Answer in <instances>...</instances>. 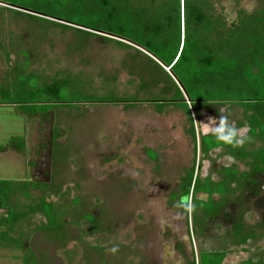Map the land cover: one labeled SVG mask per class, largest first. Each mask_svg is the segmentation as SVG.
<instances>
[{
  "label": "rangeland",
  "instance_id": "rangeland-1",
  "mask_svg": "<svg viewBox=\"0 0 264 264\" xmlns=\"http://www.w3.org/2000/svg\"><path fill=\"white\" fill-rule=\"evenodd\" d=\"M223 6L230 21L238 8L247 16L263 12L264 0H225ZM4 13L0 79L19 64L6 46L12 32L22 34L36 55L26 75L44 73L49 82L60 71L85 85L81 92L69 88L63 96L68 103L53 104L46 113H29L26 104H0V193L10 183L15 188L10 204H31L16 209L14 230L0 238V264H197L199 250L223 246V264L263 254L264 233L245 245H232L222 214L204 222L202 234L195 233L190 200L185 205L186 197L178 198L188 171L194 167L195 175L212 174L217 180L214 168L219 165L247 167L221 149L203 157L198 148L203 127L195 123L202 121L200 115L149 101L163 97L161 87L141 88L142 65L130 47L94 36L83 45L73 28L51 23L42 28L37 20ZM108 92L140 101H81L94 99L90 93ZM235 113L240 119L242 109ZM25 190L32 200L23 197ZM44 203L67 210L58 237L38 228L47 221ZM1 214L6 208H0ZM82 214L93 215L95 223ZM245 218L253 224L261 213L250 209ZM114 246L119 250L112 254Z\"/></svg>",
  "mask_w": 264,
  "mask_h": 264
},
{
  "label": "trees",
  "instance_id": "trees-1",
  "mask_svg": "<svg viewBox=\"0 0 264 264\" xmlns=\"http://www.w3.org/2000/svg\"><path fill=\"white\" fill-rule=\"evenodd\" d=\"M223 1L0 0V22L6 18L4 11H7L9 17L21 15L37 20L42 28L50 23L73 28L78 32L77 42L83 45L87 36H94L101 42L111 40L128 46L133 50V58L142 65L141 88L161 87L163 97L149 101L182 105L188 115L191 110L196 113L199 108H205L219 119L220 110L230 105V110L224 111L229 119L234 106H242V118H235V126L238 129L247 126L246 136L250 140L242 147L233 148L209 133L198 136V148L203 157L222 148L224 154L243 162L247 169L240 171L219 165L214 168L218 175L214 180L212 174L203 178L195 175L193 167L183 179L178 198L184 195L185 205L190 200L196 234L204 232V222L222 214L230 243L245 245L264 233V7L263 12L248 16L238 8L236 18L229 21ZM24 40L22 34L12 32L6 37V46L19 64L14 71H7L5 80L0 79V89H6L0 92V104H26L24 109L29 113H46L53 104L68 103L63 98L68 89L77 91L85 84L63 76L60 71L49 82L44 73L26 75L24 69L36 55L32 47L24 45ZM90 96L94 99L84 97L81 101L117 104L140 101L135 96L122 98L113 92L99 96L90 93ZM190 131H195L193 121ZM14 192L9 183L0 193V208H6V215L0 216V225L5 226L0 238L6 230H14L16 209L31 205L15 200L10 204ZM199 192L208 198L198 197ZM22 194L25 199H33L27 190ZM250 209L261 213V218L253 224L245 218ZM43 210L47 221L38 228L58 237L68 220L67 210L47 203L43 204ZM81 216L95 223L93 215ZM226 253L225 246L199 250L197 264H222ZM37 260L34 256V262ZM236 264H264V251L257 259L248 258Z\"/></svg>",
  "mask_w": 264,
  "mask_h": 264
},
{
  "label": "clouds",
  "instance_id": "clouds-1",
  "mask_svg": "<svg viewBox=\"0 0 264 264\" xmlns=\"http://www.w3.org/2000/svg\"><path fill=\"white\" fill-rule=\"evenodd\" d=\"M220 113L218 120L215 117H210L206 123L198 121L195 123L202 125L204 129L215 136L218 142L231 145L233 148L242 147L246 141L250 140V137L246 136V130L238 129L234 122H230L223 109L220 110ZM118 250V247L115 246L109 249L112 254L117 253Z\"/></svg>",
  "mask_w": 264,
  "mask_h": 264
},
{
  "label": "crops",
  "instance_id": "crops-1",
  "mask_svg": "<svg viewBox=\"0 0 264 264\" xmlns=\"http://www.w3.org/2000/svg\"><path fill=\"white\" fill-rule=\"evenodd\" d=\"M169 104H173V105H177V106H181L182 108H183V106L182 105H178V104H175V103H169ZM169 104H167L168 106H170ZM232 106H230V105H226V106H224L222 109L224 110V111H227V109L228 110H230V108H231ZM240 109H242L243 110V107L242 106H239V105H237V106H234V108H233V111L230 113V115H231V118H229V121L230 122H234L235 123V118L233 119V117H232V115L234 116V114L236 115V113L235 112H237V110H240ZM193 111V110H192ZM200 111H205V113L203 114V113H201L200 114ZM195 114V113H194ZM196 114L199 116V118L202 120L201 122L202 123H206V122H208V119L210 118V117H215L209 110H207V109H205V108H199L198 110H197V112H196ZM216 118V117H215ZM241 118H242V116H241ZM218 120V119H217ZM193 124H194V122H193ZM191 127V126H190ZM203 127V126H202ZM240 129H244V130H246V134H247V131H248V127L247 126H244V127H242V128H240ZM210 132L209 131H207L206 129H204V127H203V129H202V132H201V134L200 135H206V134H209ZM216 149H221L222 150V148H216ZM223 151V150H222ZM230 156V155H229ZM232 157V156H231ZM233 158V157H232ZM236 160V159H235ZM239 161V160H238ZM246 166V165H245ZM208 198V196L206 195V198L205 199H207ZM203 199V198H202ZM1 247V246H0ZM223 264V263H222Z\"/></svg>",
  "mask_w": 264,
  "mask_h": 264
},
{
  "label": "water",
  "instance_id": "water-1",
  "mask_svg": "<svg viewBox=\"0 0 264 264\" xmlns=\"http://www.w3.org/2000/svg\"><path fill=\"white\" fill-rule=\"evenodd\" d=\"M112 37V36H111Z\"/></svg>",
  "mask_w": 264,
  "mask_h": 264
}]
</instances>
